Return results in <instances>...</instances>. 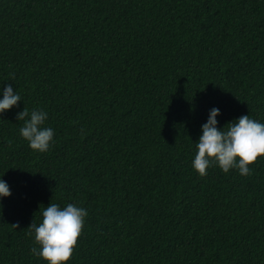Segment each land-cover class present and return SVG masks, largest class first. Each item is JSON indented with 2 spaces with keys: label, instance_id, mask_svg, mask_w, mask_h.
<instances>
[{
  "label": "trees",
  "instance_id": "trees-1",
  "mask_svg": "<svg viewBox=\"0 0 264 264\" xmlns=\"http://www.w3.org/2000/svg\"><path fill=\"white\" fill-rule=\"evenodd\" d=\"M9 84L0 264H48L27 227L50 203L88 213L65 264H264V156L249 176L192 167L213 107L218 128L264 123V0H0V99ZM24 107L47 112L48 151Z\"/></svg>",
  "mask_w": 264,
  "mask_h": 264
},
{
  "label": "clouds",
  "instance_id": "clouds-1",
  "mask_svg": "<svg viewBox=\"0 0 264 264\" xmlns=\"http://www.w3.org/2000/svg\"><path fill=\"white\" fill-rule=\"evenodd\" d=\"M20 100V95L11 84L4 87L3 98L0 99V114L16 106ZM219 114L220 110L213 107L207 121L201 126L202 134L196 142L193 169L201 177L207 175V169L213 165L225 173L236 169L242 176L251 175L249 165L255 163L258 157L264 156V123L251 119L246 114L226 123V128H218L216 117ZM16 119L24 121L19 134L28 142L29 147L38 152L48 151L54 130L43 127L48 119L47 112L34 109L29 113L24 107L17 113ZM81 132L83 133V129ZM10 195L9 185L0 179V197ZM87 215L85 208L72 203L63 208L50 203L42 211V222L37 225L32 221L27 227L29 235L34 233V241L38 246L31 248V254L48 264H65L72 257ZM13 227L18 228L19 224H13Z\"/></svg>",
  "mask_w": 264,
  "mask_h": 264
}]
</instances>
